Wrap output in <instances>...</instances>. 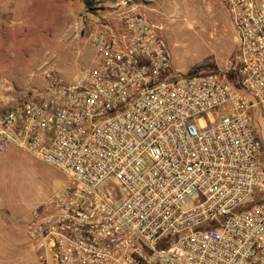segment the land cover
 I'll return each mask as SVG.
<instances>
[{"label": "built area", "instance_id": "obj_1", "mask_svg": "<svg viewBox=\"0 0 264 264\" xmlns=\"http://www.w3.org/2000/svg\"><path fill=\"white\" fill-rule=\"evenodd\" d=\"M232 61L179 75L134 9L88 34L89 69L13 98L0 157L60 172L32 212L39 264H264V0H227Z\"/></svg>", "mask_w": 264, "mask_h": 264}, {"label": "rangeland", "instance_id": "obj_2", "mask_svg": "<svg viewBox=\"0 0 264 264\" xmlns=\"http://www.w3.org/2000/svg\"><path fill=\"white\" fill-rule=\"evenodd\" d=\"M227 0H0V88L18 98L48 75L70 81L90 68L88 33L136 10L154 25L172 67L189 76L232 61L236 34ZM264 144V119H257ZM65 184L63 175L30 155L0 157V264H39L27 239L32 212Z\"/></svg>", "mask_w": 264, "mask_h": 264}, {"label": "trees", "instance_id": "obj_3", "mask_svg": "<svg viewBox=\"0 0 264 264\" xmlns=\"http://www.w3.org/2000/svg\"><path fill=\"white\" fill-rule=\"evenodd\" d=\"M261 160H262V163H264V146H262V149H261Z\"/></svg>", "mask_w": 264, "mask_h": 264}]
</instances>
